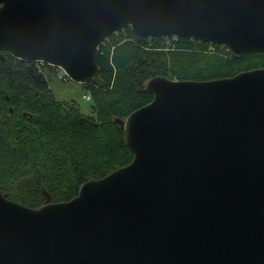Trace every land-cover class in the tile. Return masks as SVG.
Instances as JSON below:
<instances>
[{"label": "water", "instance_id": "obj_1", "mask_svg": "<svg viewBox=\"0 0 264 264\" xmlns=\"http://www.w3.org/2000/svg\"><path fill=\"white\" fill-rule=\"evenodd\" d=\"M127 28L264 53V0H0V57L87 84ZM145 89L150 103L114 119L128 165L37 208L0 191V264H264V68Z\"/></svg>", "mask_w": 264, "mask_h": 264}, {"label": "trees", "instance_id": "obj_2", "mask_svg": "<svg viewBox=\"0 0 264 264\" xmlns=\"http://www.w3.org/2000/svg\"><path fill=\"white\" fill-rule=\"evenodd\" d=\"M95 55L96 81L83 85L92 115L53 98L42 73L52 66L0 57V191L7 199L37 208L46 191L52 202L69 201L86 180L128 165L133 154L114 119L152 101L145 89L151 77L207 81L264 68V53L233 58L222 45L142 38L129 28L107 38Z\"/></svg>", "mask_w": 264, "mask_h": 264}, {"label": "rangeland", "instance_id": "obj_3", "mask_svg": "<svg viewBox=\"0 0 264 264\" xmlns=\"http://www.w3.org/2000/svg\"><path fill=\"white\" fill-rule=\"evenodd\" d=\"M58 72L63 74L61 69L58 70L54 67L52 69L44 67L42 71L53 98L62 103L66 102L63 103L64 106L74 103L82 114L92 115L90 102L83 99V95L86 93L84 86L71 81L68 77L65 81L58 80L56 76Z\"/></svg>", "mask_w": 264, "mask_h": 264}, {"label": "built area", "instance_id": "obj_4", "mask_svg": "<svg viewBox=\"0 0 264 264\" xmlns=\"http://www.w3.org/2000/svg\"><path fill=\"white\" fill-rule=\"evenodd\" d=\"M176 39H177V37H172V41H176ZM168 46L170 45V42L168 41L167 43H166ZM38 63V62H37ZM54 68H57V67H54ZM58 70H59V68H57ZM57 78H58V80H60V81H65V79H67V75H66V73L65 72H63V74L62 73H60V72H58L57 73ZM82 85H84V84H82ZM83 99L86 101V102H90V95L88 94V93H85L84 95H83Z\"/></svg>", "mask_w": 264, "mask_h": 264}]
</instances>
